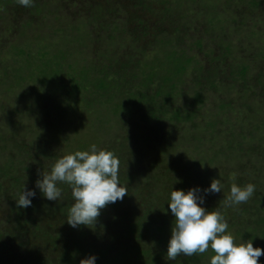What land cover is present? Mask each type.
<instances>
[{"label": "rangeland", "instance_id": "obj_1", "mask_svg": "<svg viewBox=\"0 0 264 264\" xmlns=\"http://www.w3.org/2000/svg\"><path fill=\"white\" fill-rule=\"evenodd\" d=\"M33 1L42 11L46 8L45 4L52 10L47 14V18H43L50 33H44L42 36L45 40L39 37L36 44L35 40L31 42V36L20 35L21 31L18 30L20 26L14 27L23 19V12H26L22 6H16L18 9L15 13L9 8L12 4H18L17 0H0L2 169H12L14 177L19 175L20 170L23 171L25 174L23 179L33 189L38 178V170L43 172L48 168L49 171L61 156L76 150H88L90 145L95 144L98 150L113 151L118 157L119 181L127 189L125 196L135 207V215L140 218L143 216L141 219L143 221L161 215H165V221L168 222L174 219L168 209L172 190L186 191L195 186L205 188L206 179L210 181V186L213 180L210 169L217 167L216 165L206 167L201 163V167H197L194 162L185 163L188 157H190L188 159L192 156L193 159L200 157V149L196 148V143H205L202 145L204 148L212 147L211 150L205 149L203 153L206 157L215 158L220 166L219 171H222L225 177H228L230 172L227 167H236L237 180L235 179L234 184L238 182L239 185L243 180L256 183V178L263 179L260 181L264 182V102L261 103V100H264V34L260 32L264 30V0ZM90 4L93 8H101L105 13L111 11L112 14L108 13L109 19L117 17L119 29L115 42H121V39H117L118 35H126L127 42L124 37L122 38L121 43H125L123 46L107 48L112 54L110 57L124 58L123 60L132 58L133 63H136L135 68L131 67V70L128 69L123 74L124 82H121V86L120 83H116L111 92L113 97L106 95L103 102L100 101L102 100L99 98L100 94L88 87L76 95L69 91L70 68L67 62L74 59L73 66L76 62L78 67L82 66L97 57V53L93 51L97 43L106 44L105 33L108 26L105 29L99 24H91L83 16H73L76 10L82 9V6L89 8ZM206 9L220 13V24L223 28L216 29L217 34L215 31L210 32L215 28L211 27L206 16L202 15V11H207ZM73 19L77 22L74 23ZM73 26L81 27L76 30ZM256 31L260 33L257 34ZM79 32L84 34V39L80 40ZM73 35L77 38L74 39ZM98 36L101 37L100 40L97 39ZM27 39L31 43L32 48L28 50H31V54L28 56L19 54L17 61H14L11 58L12 44L25 42ZM167 39H169L167 44L160 42ZM231 41H234L233 47L237 46L234 49V57L222 59V67L215 66V63H220L219 53L222 51L220 46L223 47L224 43ZM44 42L60 43V46L71 42L70 49L76 51L73 50L74 54L62 61L63 66L60 67L59 73L49 72L45 77L38 74V70L44 66H41L42 57L35 50ZM127 43L133 46L132 52ZM159 47L167 51L163 53V50H158ZM261 49L263 51L259 53ZM169 53L174 57L180 56L182 65H186V68L180 73V78L177 77V85L168 103H163L162 94H155L157 108L162 107L161 110L164 109L165 112L157 111L153 118V112L147 109L151 105L147 102L137 104L131 96L130 89L137 88L153 94L156 90H164V80L169 68L172 67V62L166 55ZM87 54L90 56L85 61L84 57ZM112 59L114 60L100 58L96 62L99 68L105 64L103 68L109 74L107 79L112 77L116 79V73L120 72V66L115 62L118 59ZM145 63L154 64L155 69L162 64L157 75L148 80V86L145 85L146 73L142 71ZM244 63H249L250 66L247 73L242 76L240 69ZM211 79L215 80L214 84H210ZM230 84H233V87H228ZM195 92L203 98L202 104H193ZM251 95L257 96L259 102L251 100ZM248 98L251 101L249 106L245 103V99L249 100ZM108 100L110 102H107ZM220 103H223L222 106ZM38 104L43 105L45 113L36 106ZM115 105L123 107V112L115 113L113 110ZM175 110L183 111V114L180 116ZM186 113L188 115L191 113V118L185 119ZM215 131L221 132L220 136H216L218 133ZM5 132L7 136L3 135ZM14 135L16 141L12 140ZM125 136L128 137V141H132L129 149L138 151L137 159L144 162L145 154L147 158H154L153 153H156V158L161 162H155L152 167L143 165L141 172H136V167H129L128 163H123L121 160L125 161L128 158L122 150ZM173 142L182 144L180 148L174 149V145L173 148L171 146ZM145 148L153 150L151 151L153 153L146 151ZM209 150L211 154H207ZM177 151L181 153L175 154ZM19 152L20 155L17 154ZM174 154L177 158L173 157ZM8 158L11 159L12 165L3 166L2 163ZM153 158L148 159L149 163ZM20 161L25 162L23 166H26V169L22 165L19 168ZM229 175L234 177L233 174ZM9 179L10 177H0L1 181L7 180L6 191H0V246L5 249L4 259L9 261L17 256L22 257L25 252L29 254L36 250L41 257L44 252H47V255L51 254L54 248L45 241L46 236L43 234L49 235L53 242L56 240L54 218L53 220L49 218L51 213L46 214L48 226L44 228L45 221L42 223L41 213L26 212L20 216L27 217L28 222L15 224L16 215L14 211L12 214L11 202L12 199H18L19 193L18 186L11 185L15 178H12L11 182ZM244 185L245 183L242 184ZM60 187L62 188L60 198L66 201L65 197L69 194L71 195L69 200L73 202L71 187L67 184H61ZM36 191L44 198L39 190ZM262 194L264 196L263 192ZM208 196L205 203L210 198ZM162 204L163 207L160 208ZM251 205L256 206L254 199ZM260 206L264 220V202H261ZM234 207L242 209L248 206L245 202ZM120 210L121 208L118 217H123ZM251 218L245 222L253 225L255 223L258 235H263L264 221L257 224L256 214ZM161 220L158 223L164 222L162 218ZM9 236H12L11 239ZM259 238L253 239V246L264 248V237ZM245 240L248 239L244 238ZM1 242H6V248ZM179 256L185 257L182 254ZM259 261L260 264H264V255Z\"/></svg>", "mask_w": 264, "mask_h": 264}, {"label": "trees", "instance_id": "obj_2", "mask_svg": "<svg viewBox=\"0 0 264 264\" xmlns=\"http://www.w3.org/2000/svg\"><path fill=\"white\" fill-rule=\"evenodd\" d=\"M9 1V0H7ZM20 6L19 4H15L9 8L10 11L15 12L17 11V7ZM46 8L44 11L36 4V2L33 1L32 5L30 7H24L22 8L26 11L23 12V19L19 20V24L14 26L18 27V30L21 31L20 35H27L31 36V42L35 40V44L38 42L37 40L39 39H44L42 36L44 33L48 34L50 31H48V26L46 23V20L44 21L43 18H47V14L52 11L50 7H48L45 4ZM22 9V10H23ZM207 10V9H206ZM9 13V12H8ZM107 13V14H106ZM103 12L101 8L99 7H92V4H90L89 8H85V6H82V9L76 10L73 13L74 17H80L83 16L86 18L91 24H99L101 27H106L107 31L105 33V38H106V44H99L97 43V47L94 48V52L97 53V57L94 60H90L89 62L84 63V65L79 66L77 65V62L74 64V59L69 60L67 62L69 66V71L70 74L68 76L70 77L68 79V83L70 85V93L72 95L79 94L82 92L83 89H86L87 87L90 89H93L94 92H98L100 94V100L103 102V98L106 97V95H110V97L113 95L111 94L112 90L114 89L116 83H120L119 86H121V82L123 81V74H125L128 69L131 67H136V63L132 61V58H117V57H110L112 54L108 52L107 48L110 46L112 49V46H115L114 48H119L120 46H123L124 44L122 42V38L126 37V35H118L117 39H121V42H115V39L117 37L116 32L118 33L117 28V17H111V19L108 18V13L112 14V12ZM202 15L206 16V19L211 23V27L215 29H211L210 32L215 31L216 29H221L223 28L221 26V16L220 13L216 10H207V11H202ZM14 16V15H13ZM210 16V17H209ZM79 20V19H78ZM73 22H77L76 19H73ZM8 23L9 19H8ZM74 27V26H73ZM81 26H76L74 29H80ZM208 31V32H209ZM124 32V31H123ZM261 33L264 34V30L260 31ZM260 32L256 31L257 34ZM79 37L84 39V34L79 32ZM100 34V33H98ZM19 35V36H20ZM74 39L77 38L75 35ZM123 38V39H124ZM98 40L101 39L100 36L97 38ZM29 39H27L25 42L18 43L16 45L12 44L13 51L11 52V58L15 61H17V56L20 55H30L32 47H30L31 43L28 42ZM127 38H125V42ZM227 41V40H225ZM224 41V42H225ZM72 42V41H71ZM71 42H68L62 46L59 44H47L46 42L42 43L41 46H37L35 49L38 53L40 54L41 58V66H44L43 69L38 70V74L40 76H46L49 72H54V73H59L61 71V68L63 66L62 61L64 60L71 54H74V51L70 49L71 47ZM161 43L167 44L169 42V39L167 40H161ZM233 42L231 41L229 43H224L223 47L220 46V53H219V59L220 63H215V66L222 67L223 61L222 59H227L228 57H234V49L237 47H233ZM33 43V42H32ZM117 43V44H114ZM220 43L222 41L220 40ZM113 44V45H112ZM127 47L130 49L132 52L133 46L126 44ZM163 45V44H162ZM119 46V47H118ZM165 47V45H163ZM158 50H163V53L167 50L158 48ZM263 49L259 51L262 52ZM76 52V51H75ZM85 53L86 50H84ZM51 54V55H49ZM167 58L172 62V67L169 68V72L167 73L166 79L164 80V90H159L155 91V93H151L150 91L148 92H142L141 90L137 88H132V97L136 101V103H148L149 106L147 109H150L153 112V118L157 115V111L159 112H165V110H161L162 107L157 108L158 101L156 100L155 94H162L163 98L162 101L163 103H168L167 101L170 100V95L174 93L175 87L177 85L176 80L177 77L180 78V73L186 68L183 66V62L180 60V56L172 54H166ZM90 55L87 54L84 57V60L86 61L87 57ZM103 58V59H108V60H114L112 58H116L118 60H115V62L118 63L120 66V72H117V78L114 79L113 77L110 79H107L109 77V74L104 70L103 67H100L96 65V62L98 59ZM134 59V58H133ZM102 60V59H101ZM20 61V60H18ZM181 61V62H180ZM152 62V61H150ZM231 62V61H230ZM226 63V62H224ZM250 64H242V67L240 69V73L242 76H244L247 73V70L249 68ZM162 64L158 65L155 69L154 64L151 63H145V68L142 69L145 75V85L148 86V80H152L154 75H157L159 69H161ZM131 70V69H130ZM53 73V74H54ZM208 73H210L208 71ZM54 74V75H56ZM148 75V77H147ZM209 78V76H208ZM216 78V77H215ZM214 78V79H215ZM43 79V78H42ZM210 81V84H214L215 80ZM42 82H45L42 80ZM223 82V80H222ZM220 84V83H219ZM217 85V84H215ZM213 86V85H212ZM211 86V87H212ZM220 87V85H219ZM228 87H233V84L228 85ZM51 87H49L50 89ZM104 91V92H103ZM195 97H194V103H203V98L201 95L199 96L197 92H195ZM247 93V92H246ZM254 96V95H253ZM252 95L250 96L251 100H256L258 101V97H253ZM249 97V96H248ZM250 98L249 100L245 99V103L250 105L251 101ZM107 102H110L108 100ZM264 100H261V103H263ZM223 103H220V106H222ZM38 108H42L43 105H36ZM122 106V103H121ZM119 105H115V113L123 112V107ZM67 110V109H66ZM161 110V111H160ZM44 113L46 112L45 109H43ZM175 113L178 115H182L183 111H176ZM191 114V113H190ZM188 115L186 113L185 119L191 118V115ZM108 115V114H106ZM227 121V120H226ZM196 127V125L194 126ZM213 127V126H212ZM212 127H208L209 129H212ZM197 128V127H196ZM232 129V128H231ZM215 133H218L215 131ZM221 133V132H220ZM220 133H218L216 136H220ZM4 136H7L6 132L5 134L3 133ZM201 136V135H197ZM14 139L12 140L16 141V136H13ZM203 137V136H201ZM204 138V137H203ZM197 139V138H195ZM199 139V138H198ZM205 139V138H204ZM135 141V140H134ZM223 141V137H222ZM18 142V141H17ZM132 141H128V137L125 136L123 140V147L122 150L128 155V158L124 160H121L123 163H128L129 167H136L137 169L135 170L136 172L142 171L143 165L144 167H148L155 164V162L159 163L161 162L160 159H157L156 153H153L151 149H146V151H150L153 153V161L149 163L148 159H152L151 157L147 158V154L143 156V161L139 160L136 158L138 151H135V149L130 150V144ZM178 143V142H176ZM173 142L171 144L172 148L174 145V149L180 148L182 143L176 144ZM209 143V141H208ZM205 143H196V148L200 149V157L197 159H193V156L191 159H188V157L185 160V163L189 162H194V164L197 167H201V163H203V166L206 165L209 167H212L213 165H216L217 167L211 168L210 172L213 173V179L220 178L219 180L223 179L221 183L223 184L222 192L216 193V194H211L208 197V201L205 203L204 207L208 210H211L215 207H219L222 213L224 214L228 224L229 228L228 231L232 233L236 241H242L244 238L248 240H253L254 238H259V236L264 237L263 235H258L257 227L249 222L251 220V216L255 217V214L257 216L256 223H261L264 220H262V214H261V202H264V200L261 201V199H264V196L262 192L264 193V182L260 181L263 179H258L256 178V183L248 182L247 180L241 181L239 186H242L243 183L248 184L252 183L256 186V190L253 194V196L246 202L248 207H244L242 209H237L234 206H225L224 205V198L230 193V187L232 184L235 183V179L237 180L235 176V172H237L236 167H227V169L230 171L228 172V177H225L223 175L222 171H219V163L215 161V158L211 157H206V154L203 153L205 149H210V147L204 148ZM210 144V143H209ZM134 146V145H132ZM233 147V146H231ZM235 148V147H233ZM236 149V148H235ZM210 150L207 152V154H211ZM150 152H147L149 155ZM181 153V151H177L175 154ZM20 155V152L17 153ZM173 155V157L175 156ZM214 155V154H213ZM205 157V158H204ZM216 157V156H215ZM122 158H124V155H122ZM177 158V157H174ZM214 161L212 162V160ZM202 160V161H201ZM227 161V160H226ZM225 161V162H226ZM212 162V163H211ZM25 162L20 161L19 168L24 167L26 169V166H23ZM193 164V165H194ZM223 164V162H222ZM3 166H11V159H7L5 162L2 163ZM192 167V164H190ZM51 168V167H50ZM49 168V169H50ZM12 170V169H11ZM11 170H5L0 167V177L3 178H8L9 182H11L12 178H15V180L12 182L11 185L18 186V198L19 195L22 193L24 186L26 189H31L29 183L23 179V176L25 175L23 171L20 170L19 175L17 177H14V173L12 175ZM48 168H46L47 171ZM133 173V171H132ZM230 174H233L234 177L230 176ZM217 174V175H216ZM239 180V178H238ZM6 181H1L0 180V191L3 190L4 192L6 191ZM17 182V183H16ZM209 180H205V188L209 186ZM238 182H236L237 184ZM263 184V186H262ZM9 185V189L10 186ZM13 188V187H12ZM37 192V191H36ZM69 194L66 195L64 201V198H59L58 201H51L47 200L46 198H41V195L37 192L36 196L32 198V204L28 208H22L19 207L16 203L18 199H12L11 206H12V214L14 211L15 216V224L18 223H23V222H28L27 217H21L20 215L26 213V212H35V213H41V218H42V223H44V228L48 226V223H46V214H50L49 218H54V222L56 224L55 227V232H56V237H54V242L53 239L46 234H43L45 237V241L49 242L51 244V247H53V252L49 255H47V252H44L42 254L43 257L39 256L37 253L38 251L36 250L34 253H29L33 254L29 255L27 252L23 254V256H17V258H13L9 261H6L4 259L5 255V249L3 246H0V264H80V260L85 258L88 255L95 254L97 256V262L96 264H210V259L211 256L214 255V252L212 251L211 248H209L205 253L203 254H194L192 256H185V257H180L178 256L175 260L169 261L167 260V245L168 241L171 238V230L173 227L174 219H170V222L167 220L165 221V215H161V217H156L154 216L147 221H143L142 217L140 218L139 216L135 215V207L131 204L129 198L126 196L123 198V200H118L114 204H108L105 208L101 209V214L99 217L96 219L95 223H92L88 226L85 225H80L77 228H72L68 225L67 223V215L70 207L73 205L74 201L69 200ZM255 196V197H254ZM255 201L256 206H252L251 202ZM209 202V203H208ZM208 203V204H207ZM163 207V204L160 205V208ZM166 207V206H165ZM164 207V208H165ZM121 208V213L123 217H118L119 209ZM250 208V209H249ZM264 210V208H263ZM23 211V212H22ZM21 218V219H20ZM161 218L164 220V222H160ZM46 219V220H45ZM162 221V220H161ZM18 222V223H17ZM64 227H61V226ZM253 225V226H252ZM261 227V226H260ZM259 228V227H258ZM260 229V228H259ZM263 230V228H262ZM45 232V230H43ZM12 236H9L11 239ZM1 239V237H0ZM260 239V238H259ZM245 240V241H248ZM260 241V240H259ZM257 241V242H259ZM2 244L5 245V248L7 246L6 242ZM36 257V258H35ZM260 262V261H259Z\"/></svg>", "mask_w": 264, "mask_h": 264}, {"label": "clouds", "instance_id": "obj_3", "mask_svg": "<svg viewBox=\"0 0 264 264\" xmlns=\"http://www.w3.org/2000/svg\"><path fill=\"white\" fill-rule=\"evenodd\" d=\"M18 4L30 7L33 0H17ZM119 159L113 151L97 149L95 144L88 150H76L58 158L49 171H37L33 189H26L16 201L22 208L32 204L36 190L44 198L58 201L62 195L61 184L71 187L73 205L67 215V223L72 228L88 226L96 222L101 209L108 204L123 200L127 189L118 178ZM223 184L213 179L210 186L192 187L188 190H172L168 209L174 216L171 238L167 245V260H175L179 255L203 254L209 248L214 255L210 264H260L264 248L254 247L253 240L236 241L229 224L220 210L204 207L206 197L222 192ZM256 186L232 184L230 193L224 198L225 206H235L247 202L254 194ZM202 193V194H201ZM97 256L91 254L80 260V264H96Z\"/></svg>", "mask_w": 264, "mask_h": 264}]
</instances>
